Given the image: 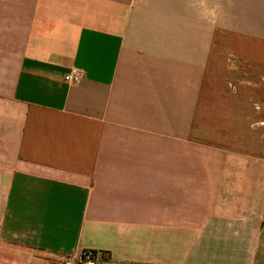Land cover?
<instances>
[{
	"label": "crops",
	"instance_id": "crops-1",
	"mask_svg": "<svg viewBox=\"0 0 264 264\" xmlns=\"http://www.w3.org/2000/svg\"><path fill=\"white\" fill-rule=\"evenodd\" d=\"M263 234L264 0H0V264H258Z\"/></svg>",
	"mask_w": 264,
	"mask_h": 264
},
{
	"label": "built area",
	"instance_id": "built-area-1",
	"mask_svg": "<svg viewBox=\"0 0 264 264\" xmlns=\"http://www.w3.org/2000/svg\"><path fill=\"white\" fill-rule=\"evenodd\" d=\"M84 77V72L81 69L73 68L65 75V80L71 85H77ZM100 253L93 249H84L79 254L73 257H65L60 264H100Z\"/></svg>",
	"mask_w": 264,
	"mask_h": 264
},
{
	"label": "rangeland",
	"instance_id": "rangeland-1",
	"mask_svg": "<svg viewBox=\"0 0 264 264\" xmlns=\"http://www.w3.org/2000/svg\"><path fill=\"white\" fill-rule=\"evenodd\" d=\"M263 237H264V234H263ZM258 264H264V245H262L260 249V261L258 262Z\"/></svg>",
	"mask_w": 264,
	"mask_h": 264
}]
</instances>
